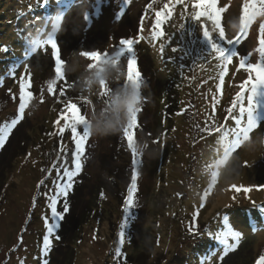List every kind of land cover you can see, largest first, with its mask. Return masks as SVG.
Returning a JSON list of instances; mask_svg holds the SVG:
<instances>
[{
	"label": "rangeland",
	"instance_id": "374dc122",
	"mask_svg": "<svg viewBox=\"0 0 264 264\" xmlns=\"http://www.w3.org/2000/svg\"><path fill=\"white\" fill-rule=\"evenodd\" d=\"M40 1L0 0V125L17 117L19 78L26 67L33 92L26 116L0 148V264H42L43 217L50 216L43 193L51 195L54 191V164L61 169L72 167L71 131L66 130L63 137L55 134V122L69 101L77 104L87 120L110 105L112 90L122 83L121 70L128 81V59L117 55L119 41L137 37H143L134 50L145 99L133 130L139 176L135 204L123 229L124 243H120L119 233L126 217L124 201L133 157L123 131L129 123L108 136L90 132L82 170L69 197L77 193L76 204L70 206L74 221L85 216L88 204L93 210L77 232L72 225L64 236L60 234L61 239L53 240L49 254L56 253L52 260L46 257L48 264H209V260L223 264L228 255L241 249L225 264H238L240 260L235 261V257L250 253L255 254L252 262L256 264L264 255V121L232 151L219 133L210 135L204 129L221 124L235 127L227 109L248 76L243 69L237 70L239 56L251 53L249 62L253 63L259 59L256 48L262 21L257 19L235 46L239 56L228 66L218 91L219 62L207 56L211 44L203 36L200 23L207 25L214 38L218 39V32L213 31L211 20L191 19V0L171 6L172 15L162 25L165 35L158 40L152 37L155 14L169 0H130L122 17L118 8L122 0H65L60 11L45 8L39 12ZM242 3L217 0V6L225 9L221 17L225 40L236 35L230 22H239ZM47 14L49 22L39 21ZM57 17L62 19L54 28ZM62 27L57 39L64 78L49 93L48 83L55 79V73L46 43L32 58L21 62L17 58L27 52L33 38L44 42L45 32H57ZM83 40L88 44L82 45ZM161 44L165 45L163 55ZM5 46L8 51H4ZM82 52H99L101 59L93 64ZM105 64L113 66L109 70L112 79L107 83L100 79L97 91L88 78L102 76ZM13 65L17 67L15 78L7 75ZM63 123L61 119V126ZM22 139L27 141V149L21 145L22 154L18 155ZM221 173L230 178L217 179ZM106 179L116 182L115 193L105 188ZM41 180L44 184L38 188ZM233 185L251 191H237ZM62 204L63 199L58 208ZM190 226L198 229V234L193 235ZM227 230L241 233V239L230 241L236 246L224 255L223 246L209 233ZM117 248L120 256L116 255Z\"/></svg>",
	"mask_w": 264,
	"mask_h": 264
},
{
	"label": "snow or ice",
	"instance_id": "6c2138e0",
	"mask_svg": "<svg viewBox=\"0 0 264 264\" xmlns=\"http://www.w3.org/2000/svg\"><path fill=\"white\" fill-rule=\"evenodd\" d=\"M184 0H169V3L164 5V8L156 12V19L153 24V39H160L165 35L162 25L172 15L171 6L176 3H183ZM44 6L49 5V0H42ZM130 4V0H122V4L118 6L121 10V17L125 12L124 5ZM70 6V5H67ZM191 6L193 11L190 13L191 19L200 22L202 18L211 20L213 24V31L218 32V39L214 38L212 32L208 30V27L204 23H200L203 36L211 44V50L207 53V56L211 59L218 61L219 72V85L217 90L224 83V78L228 73V66L232 64L233 58L238 57L239 54L236 51L235 46L240 44L241 41L247 36L249 28L253 23L260 19L262 23L259 28V46L256 48V52L259 55V59L256 62H249L251 53L246 56H239V67L248 73L247 79L238 86L239 91L236 92L234 98L231 101V106L227 109L228 117L234 121L235 127L228 128L226 124L219 126H206L204 131L210 135L219 133L220 139L229 146V151H232L236 146L240 145L242 140L250 138L251 133L261 126V122L264 121V0H243L242 7L239 14V22L236 31V35L233 39L225 40V30L221 26L222 13L224 8L217 6V0H191ZM152 7L151 4L148 5ZM87 19V17H85ZM62 17H57L54 23V28H58ZM181 30L184 25H180ZM143 30V18L141 20V31ZM143 37H137L136 39H121L119 41V47L117 55L126 56L128 59V81H131L136 87H139L143 82L142 73L137 65V56L134 50V46L139 39ZM37 46L44 45L46 43L47 49L51 50V57L54 59V73L55 79L49 81L48 92L53 93L55 91L56 82L64 78L62 70L61 52L58 42L54 39V36L50 34L47 42L34 41ZM231 46V47H229ZM9 49L5 46L4 51ZM159 51L163 55L165 51V45L161 44ZM173 52H176V48H172ZM81 55L89 58L93 61V64L101 59L99 52H82ZM203 58V56L201 57ZM93 66V65H90ZM183 68V66H180ZM17 71L16 65H13L7 75L15 78ZM2 79V78H0ZM31 77L28 73V68H25V72L21 74L19 78V108L17 117L10 122H6L0 125V148H2L9 138L10 132L13 128L23 119L26 108H28L30 102L33 99V92L30 91ZM106 91V89H105ZM64 94L63 89L60 92ZM215 108V102L213 103ZM238 110V115L236 114ZM141 109H137L132 113L128 127L123 131V136L127 141V146L131 149L132 153V165L131 182L127 189V198L124 201V212L126 213L125 221L121 225V231L119 233L120 243H124L125 232L123 229L127 224V216L130 213L131 208L135 204V193L137 191V180L139 172L137 165L138 149L135 146V133L134 129L138 126L137 114ZM226 117V120L227 118ZM63 119L64 123L61 126L60 120ZM57 132L55 134L63 137L66 130L71 131V137L74 144V152L72 153V167H63L61 169L57 165H53V168L57 171V178L53 181L55 188L51 195L48 192L43 193L48 199L47 207L50 209V216L43 217L46 228V233L43 236V242L41 247L42 264H48L46 257L49 255L51 248L53 247V240L59 239L57 230L61 227V222L65 219V214L70 211V205L68 203V197L70 191L74 188V180L80 174L82 170V157L85 155L86 145L90 137V126L87 117L80 112V108L77 104L68 102L65 104L64 109L60 113V117L55 122ZM82 126V131L80 130ZM63 151V147L61 149ZM51 175V172H49ZM215 178V173H213ZM44 184V180H41L37 187ZM232 188L237 191H251L248 188H241L233 185ZM63 199L62 211L58 210V205ZM36 198H33V206H35ZM264 209V207H261ZM189 231L193 235L198 234V229L193 226L189 227ZM214 236V239L223 246V254L227 255L229 251L233 250L236 246L235 243L230 241L239 242L241 239V233L233 232L231 230L222 231L218 233H209ZM20 242L22 243V236ZM121 250L117 248L116 255L120 256ZM222 259V257H221ZM209 264L211 261L209 260ZM256 264H264V255H261Z\"/></svg>",
	"mask_w": 264,
	"mask_h": 264
},
{
	"label": "clouds",
	"instance_id": "9594fccd",
	"mask_svg": "<svg viewBox=\"0 0 264 264\" xmlns=\"http://www.w3.org/2000/svg\"><path fill=\"white\" fill-rule=\"evenodd\" d=\"M230 27L237 30L238 23L230 22ZM105 72L102 76L95 75L88 78L89 83L95 84L97 91L99 90V81L104 79L107 83L112 77L109 75V70L113 67L111 64L103 65ZM119 68V65L116 66ZM87 70V69H86ZM121 78L126 81L120 85L118 89H113L110 94V105L105 107L96 116H89L88 123L90 124V132L97 136H108L122 131V125L126 126L133 112L140 109L144 103L143 82L139 87H136L131 81L126 80V76L121 70ZM218 178L228 179L230 175L221 173Z\"/></svg>",
	"mask_w": 264,
	"mask_h": 264
},
{
	"label": "trees",
	"instance_id": "16d2710c",
	"mask_svg": "<svg viewBox=\"0 0 264 264\" xmlns=\"http://www.w3.org/2000/svg\"><path fill=\"white\" fill-rule=\"evenodd\" d=\"M64 1L65 0H49V5H47V6H44L43 4H42V0L40 1V3H39V8H38V11L39 12H41L43 9H45V8H48L49 10H56V11H60L61 9H62V7L64 6L63 4H64ZM37 1H35L33 4L36 6L37 4ZM50 16L47 14L46 15V18L44 19V18H39L40 20L39 21H42V22H45L46 21V19H48ZM51 19H48V21L47 22H49ZM64 27V26H63ZM63 27L59 30V31H57V32H53V36H54V39L58 42V35L60 34V32L62 31V29H63ZM51 31H47V32H45L44 33V35H43V40H44V42H47L48 41V39H49V33H50ZM43 34V33H42ZM68 38H70V37H68ZM37 40H39V41H42V39H39V38H33V40L30 42V45H29V49L27 50V52H24L23 53V55H22V57H21V59H19V58H17L18 59V61L19 62H21L22 60H25V59H30V58H32L35 54H37L39 51H40V49H41V46H37L35 43H34V41H37ZM68 40V39H67ZM66 40V41H67ZM70 43H71V41L70 40H68ZM67 41V42H68ZM59 44V43H58ZM78 44V43H77ZM76 44V45H77ZM85 45V44H88V41L87 40H83V42H82V45ZM59 47H60V44H59ZM61 50V49H60ZM34 51H35V53H34ZM15 59V58H14ZM17 59H15V60H17ZM62 60V70H63V67H64V60L63 59H61ZM115 80H116V82L118 83V84H120V81H119V79L118 78H115ZM121 84H123V83H126L123 79L121 80ZM0 84H2L1 82H0ZM120 84V85H121ZM108 90H110V89H108ZM171 91H169V93H170ZM171 95L172 94H170V97H171ZM169 103H170V101H169ZM18 108H19V104H18V107L16 108V114H18ZM26 116V110H25V113H24V117ZM23 117V118H24ZM24 141H25V139H22L21 140V143H20V148H19V153H16V154H20L21 153V151H20V149L22 148V146L21 145H24V149H27V141H25V144H24ZM74 144H73V147H72V152H74ZM22 154V153H21ZM132 169H133V165H132V167H131V172H132ZM114 174V173H113ZM107 178V177H106ZM108 179V178H107ZM106 179V184H105V188L107 189V191H109V192H111V193H115V191H114V185L113 184H115V185H117L116 184V182L114 181V179L113 180H111V181H108ZM1 183V182H0ZM1 185V184H0ZM100 186V185H99ZM1 187V186H0ZM102 188H104V187H102ZM0 190H2V188L0 189ZM76 199H77V193L75 194V192H73V194H71L70 195V197L68 198V203H69V205L70 206H72L73 204H76ZM58 210H60V211H62V207L60 206L59 208H58ZM92 210H93V207L92 206H90V204H88V206H87V209H85V216L83 217V218H81L79 221H78V219L76 218V220L74 221V216H73V214H71L70 213V211L67 213V214H65V219L68 217V221L67 222H64V221H62L61 222V229L59 228L57 231L59 232L60 231V233L58 234V236H60V239L62 238V236H64L65 235V232H66V230L67 229H69L72 225H74V227H72V230L74 231V233L75 232H77L76 230L77 229H79V227L80 226H82L85 222H86V219L88 218V216H90V214H91V212H92ZM70 216H71V218H70ZM73 216V217H72ZM73 218V219H72ZM90 218V217H89ZM88 218V219H89ZM64 219V220H65ZM87 219V220H88ZM61 230H62V233H61ZM62 236H61V235ZM62 241H63V239H62ZM240 249V248H239ZM242 251V249L241 250H238L236 253L235 252H232L231 254L232 255H228L227 256V258H226V260L223 262V264H225L229 259H228V257H233V255H238L240 252ZM55 253L56 252H51V254H49V256L47 257V259H50V260H52V258H54V256H55ZM235 253V254H234ZM241 255H239V258L238 257H235V261L237 260H240V263H238V264H253V262H252V260H253V258L255 257V254H252V253H250V254H244V256H241ZM51 264H52V262H51ZM54 264V263H53ZM60 264H63V263H60ZM230 264H232V262L230 263Z\"/></svg>",
	"mask_w": 264,
	"mask_h": 264
}]
</instances>
